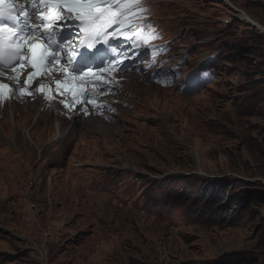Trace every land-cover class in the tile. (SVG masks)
Masks as SVG:
<instances>
[{"label": "rangeland", "instance_id": "374dc122", "mask_svg": "<svg viewBox=\"0 0 264 264\" xmlns=\"http://www.w3.org/2000/svg\"><path fill=\"white\" fill-rule=\"evenodd\" d=\"M151 6L178 78L214 55L212 79L135 83L109 126L62 125L67 145L53 121L8 114L0 264H264V0ZM212 196L224 215L203 219Z\"/></svg>", "mask_w": 264, "mask_h": 264}, {"label": "snow or ice", "instance_id": "6c2138e0", "mask_svg": "<svg viewBox=\"0 0 264 264\" xmlns=\"http://www.w3.org/2000/svg\"><path fill=\"white\" fill-rule=\"evenodd\" d=\"M26 3L31 6V12L23 7H14L7 0H0V76L5 71L15 72L17 68L31 67L34 70L29 73L24 85L16 89H10L7 84L0 82V103L17 95H32L26 91V86L30 87L29 82L39 76L50 75L51 69L62 59L64 63L56 71L63 72L65 77L71 72L72 79L90 74L93 68H99L103 63H111L107 57L115 52V48L109 51L95 46L101 43L109 45V37L115 38L118 33L127 35L121 33L120 29L129 23L131 10L141 7L139 0H26ZM20 16H23L22 20ZM65 17L78 21L74 28L79 29L77 35L83 33L79 44L73 45L85 49L76 54L78 59L71 58V53H66L68 58L61 56L65 43L72 39L56 25V21ZM9 21L10 26L7 23ZM153 33L154 28L145 41L158 38V34ZM89 48L95 50L89 52ZM158 51L154 49L153 55ZM118 70L125 69L121 67ZM18 76L19 73L9 79L19 84ZM56 85L57 89L62 87L59 80ZM45 88L44 82H40L35 91L44 92Z\"/></svg>", "mask_w": 264, "mask_h": 264}, {"label": "bare ground", "instance_id": "6f19581e", "mask_svg": "<svg viewBox=\"0 0 264 264\" xmlns=\"http://www.w3.org/2000/svg\"><path fill=\"white\" fill-rule=\"evenodd\" d=\"M233 7V6H232ZM233 10H234V8H233ZM239 17L242 19V20H245V21H253V20H251L249 17H246V15H244V14H241V15H239ZM254 22V21H253ZM255 27H256V29L257 30H259L260 32H262V34H264L263 33V31H264V28L263 27H260L257 23H252ZM259 32V33H260ZM57 125L59 126V124L57 123ZM107 125V124H106ZM57 129H58V127H57ZM77 138V137H76ZM79 139V138H78ZM15 141H16V143L17 142H19V140L18 139H15ZM63 141H64V143H65V145L66 144H68L69 143V136H65V137H63ZM16 143H15V147H16ZM1 145V144H0ZM5 149H8V147H6ZM9 150V149H8ZM5 157H6V154H5ZM2 161H4L5 162V160H2Z\"/></svg>", "mask_w": 264, "mask_h": 264}, {"label": "trees", "instance_id": "16d2710c", "mask_svg": "<svg viewBox=\"0 0 264 264\" xmlns=\"http://www.w3.org/2000/svg\"><path fill=\"white\" fill-rule=\"evenodd\" d=\"M239 55H240V53H237V56H239ZM208 196H209V193H208V195H206V199L208 198ZM208 199H209V198H208ZM206 202L208 203V205L210 206V208H209V211H207V212L204 214V218H203V219H206V218L211 214V212H212L215 208L221 210V206H220V204H216V205H214V202H213V196L211 197L210 200H207ZM222 208H223V207H222ZM202 212H203V211L200 212V215H202ZM218 212H219V214H220L221 216L224 215L223 210L218 211Z\"/></svg>", "mask_w": 264, "mask_h": 264}, {"label": "water", "instance_id": "95a60500", "mask_svg": "<svg viewBox=\"0 0 264 264\" xmlns=\"http://www.w3.org/2000/svg\"><path fill=\"white\" fill-rule=\"evenodd\" d=\"M235 12H238V13H240V11H239V10H235Z\"/></svg>", "mask_w": 264, "mask_h": 264}]
</instances>
